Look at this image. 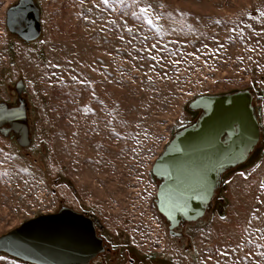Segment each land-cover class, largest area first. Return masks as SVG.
I'll list each match as a JSON object with an SVG mask.
<instances>
[{"label": "rangeland", "instance_id": "rangeland-1", "mask_svg": "<svg viewBox=\"0 0 264 264\" xmlns=\"http://www.w3.org/2000/svg\"><path fill=\"white\" fill-rule=\"evenodd\" d=\"M17 1L0 0V87L25 81L33 142L0 136V236L76 204L120 247L114 264H264V0H37L42 36L28 44L7 32ZM243 89L259 144L170 236L152 166L197 118L190 100Z\"/></svg>", "mask_w": 264, "mask_h": 264}, {"label": "water", "instance_id": "water-1", "mask_svg": "<svg viewBox=\"0 0 264 264\" xmlns=\"http://www.w3.org/2000/svg\"><path fill=\"white\" fill-rule=\"evenodd\" d=\"M40 15L33 0H19L7 12L8 30L26 43L38 40ZM255 96V91L245 89L202 94L189 101L187 107L199 112L197 118L173 133L151 170L158 180L154 202L170 236L181 235L175 230L179 225L203 218L223 177L255 151L261 137ZM28 109L25 100L12 110L0 107V135L9 137L12 131L10 139L22 148L33 142ZM6 122L9 129L3 128ZM102 226L95 216L61 205L56 212L34 216L2 234L0 254L27 264H91L105 250L97 233Z\"/></svg>", "mask_w": 264, "mask_h": 264}, {"label": "flooded vegetation", "instance_id": "flooded-vegetation-1", "mask_svg": "<svg viewBox=\"0 0 264 264\" xmlns=\"http://www.w3.org/2000/svg\"><path fill=\"white\" fill-rule=\"evenodd\" d=\"M19 1V0H18ZM15 2L14 4L12 5H15L18 3ZM34 4L36 7H38L40 9V12H41V15H40V21H42V14H43V10H42V6H40L39 2L37 0H33ZM11 8V6H10ZM8 12V11H7ZM7 17V16H6ZM6 22V21H5ZM6 27H7V22H6ZM15 30H19V27L18 26H15L14 28ZM42 31H43V21H42ZM7 32L8 34H10L11 36H15L16 38H18L19 40H21L23 43L25 44H28V43H32V42H35V41H31V42H28L26 43L22 38H20L16 33H11L9 30H8V27H7ZM42 35V33H41ZM245 90V89H243ZM256 98V96H255ZM254 98V100H256ZM21 100H25L27 103H29V98H28V94L26 92V86H25V81L23 80V78H18L16 79L14 82L12 83H7V84H4L0 87V107L2 108H5V109H9V110H12V109H15L16 107H18L20 105V102ZM29 109L27 111V120L29 121V125H30V132H31V121H30V114H31V108L30 106L28 105ZM197 113H199L198 111H196ZM8 116V115H6ZM11 127L10 125V122H6L3 124V128L4 129H9ZM1 130V129H0ZM1 136V135H0ZM8 136L9 137H6V138H9L11 136H13V132L12 131H9L8 132ZM33 136V135H32ZM5 137V136H4ZM14 142H16V140H12ZM251 158V157H250ZM249 158V159H250ZM248 159V160H249ZM247 160V161H248ZM246 161V162H247ZM243 165V164H242ZM154 177V176H153ZM224 178V177H223ZM156 180V183H157V188H158V180ZM220 189L217 188V190L215 191L213 197H212V201H216L217 199V196H218V190ZM61 205H64V206H67V207H70L72 208L74 211H78L80 213H83L85 215H88L89 217L90 216H95L96 218L99 219V221L101 222V224L103 225V222L101 221V218H99V216L95 213L94 210L92 209H87L86 207L84 206H79V205H69V204H66V203H63ZM60 209V208H59ZM59 209H56V211H58ZM55 211V212H56ZM159 216H160V213H158ZM181 225H179L178 227H176V231L180 232L181 235L180 236H177V237H182L184 234L183 232H181L180 230H178V228L180 227ZM180 229V228H179ZM166 230L168 231V234H169V230H168V226L166 225ZM97 233L101 236V238L103 239V242L105 244V250L104 252L100 253L98 256H96L95 258L91 259V264H114L115 262H117L118 258L120 257V251H119V248L120 247H117V246H114L113 243H112V238H111V235L110 233L108 232V229L106 228V226H102L101 229H98L97 230ZM131 262H133L132 259H130Z\"/></svg>", "mask_w": 264, "mask_h": 264}, {"label": "snow or ice", "instance_id": "snow-or-ice-1", "mask_svg": "<svg viewBox=\"0 0 264 264\" xmlns=\"http://www.w3.org/2000/svg\"><path fill=\"white\" fill-rule=\"evenodd\" d=\"M105 3H108V0H104ZM145 12H147V8L144 9ZM150 24L152 23L151 20L148 21Z\"/></svg>", "mask_w": 264, "mask_h": 264}, {"label": "trees", "instance_id": "trees-1", "mask_svg": "<svg viewBox=\"0 0 264 264\" xmlns=\"http://www.w3.org/2000/svg\"><path fill=\"white\" fill-rule=\"evenodd\" d=\"M256 101H257V99H256ZM257 105V104H256ZM258 114V113H257ZM258 118H259V114H258ZM259 123H260V119H259Z\"/></svg>", "mask_w": 264, "mask_h": 264}]
</instances>
